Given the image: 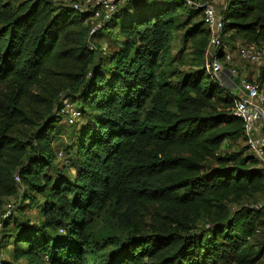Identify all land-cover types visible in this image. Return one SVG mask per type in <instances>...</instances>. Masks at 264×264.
I'll use <instances>...</instances> for the list:
<instances>
[{"label": "trees", "instance_id": "1", "mask_svg": "<svg viewBox=\"0 0 264 264\" xmlns=\"http://www.w3.org/2000/svg\"><path fill=\"white\" fill-rule=\"evenodd\" d=\"M225 1V44L264 46V0ZM200 16L185 33L203 40L198 64L210 37L204 9L186 0H126L91 36L90 12L0 0V212L15 203L2 248L12 245L15 262L264 260V208L255 207L264 162L248 145L225 148L246 141L235 98L204 68L176 80L164 72L173 30ZM104 35H112L109 49L96 42ZM65 99L83 114L61 148L73 174L56 161ZM32 204L42 206L40 222L23 214ZM103 215L124 233L98 234Z\"/></svg>", "mask_w": 264, "mask_h": 264}, {"label": "built area", "instance_id": "2", "mask_svg": "<svg viewBox=\"0 0 264 264\" xmlns=\"http://www.w3.org/2000/svg\"><path fill=\"white\" fill-rule=\"evenodd\" d=\"M71 6L81 12L92 13L93 20L89 34L94 35L107 23L117 7L126 0H48ZM189 6L204 9V21L209 32V43L206 49V70L211 78L223 86L229 87V95L234 97L233 112L244 122V134L249 150L262 162H264V46L255 43L238 44L236 49L225 44L224 19L212 0H186ZM238 57L252 65L257 66L258 74L254 79L239 73L235 67H226L232 64ZM226 74V78L223 75ZM260 76L261 79H258ZM240 77L242 88L235 81ZM236 90H240L241 94ZM65 120L73 124L82 118V111L70 99L63 101L61 110ZM59 160L68 163L67 155L63 150L57 152ZM17 182L20 178L17 177ZM256 208H264V200L255 205ZM15 212L14 201L8 202L0 212V262L4 258L2 251L4 219Z\"/></svg>", "mask_w": 264, "mask_h": 264}, {"label": "rangeland", "instance_id": "3", "mask_svg": "<svg viewBox=\"0 0 264 264\" xmlns=\"http://www.w3.org/2000/svg\"><path fill=\"white\" fill-rule=\"evenodd\" d=\"M87 1H90V0H87ZM212 3H214V1ZM180 20H184V15L180 17ZM201 20H202V16H200L199 18L195 20H192L189 24L188 23L185 24L182 28H177L173 30L172 41H171V46H172L171 53L166 57V60L163 63V67H165L166 69L164 71L165 75H170L173 80H176L181 73H184L188 70H193L196 68L206 69V66H207L206 55H205V58L202 64H198V59H197L198 47L199 45H201V42H203V40L199 38H196V39L187 38V40H185V33L188 30V28H190V26H192L193 24H196V22L198 21L200 22ZM115 32L117 31L115 30ZM111 37L112 35L111 36L104 35V37L98 38L96 42L101 44L104 48L109 49L110 45L114 42L112 41ZM113 38H117L116 33H114ZM231 65L237 68L239 73H241L244 76H247L248 78L254 79L255 78L254 75L258 74L257 66L252 65L244 60H241L238 57L234 58V61ZM38 89L39 88H36L34 89V91L37 92ZM61 124H63L64 131H63L62 136H60L58 140H56L57 150L61 149L62 147L66 149V145L70 144L72 140L71 139L72 127L69 126L70 122L65 121L63 119V122H61ZM244 146H247L246 141L240 138L237 140H228L225 142V148L228 150L239 151ZM248 152L250 151L248 150ZM56 161L58 162L57 164L60 168H65V169L69 168L68 170L73 174L74 171L70 166L68 167L63 166L62 164L63 162L61 160L57 159ZM41 207H42L41 204H32V207L27 208L23 212V214H25L27 218L31 219L35 223L40 222L41 217H42ZM95 222H96L95 230L98 234L106 233L107 231H110L117 235H122L124 233L116 225L114 221L108 220V218H106L104 215L98 217L95 220ZM12 249H13L12 245H6L5 247L2 248L4 257L6 259L11 260L12 262L16 264H28L26 259L17 260L15 262ZM95 259L96 258L93 256V261ZM263 261L264 260H260L257 262V264H264Z\"/></svg>", "mask_w": 264, "mask_h": 264}, {"label": "crops", "instance_id": "4", "mask_svg": "<svg viewBox=\"0 0 264 264\" xmlns=\"http://www.w3.org/2000/svg\"><path fill=\"white\" fill-rule=\"evenodd\" d=\"M212 1H214V3L217 6V10H219V11H221L222 6H224V4L226 2L225 0H212ZM223 77L226 78V74H224ZM229 87L234 88L235 86L230 85ZM237 87H238V84H237ZM236 91L241 94L240 90H236Z\"/></svg>", "mask_w": 264, "mask_h": 264}, {"label": "water", "instance_id": "5", "mask_svg": "<svg viewBox=\"0 0 264 264\" xmlns=\"http://www.w3.org/2000/svg\"><path fill=\"white\" fill-rule=\"evenodd\" d=\"M235 81H236L237 84L242 88V84H241V79H240V77H235Z\"/></svg>", "mask_w": 264, "mask_h": 264}]
</instances>
